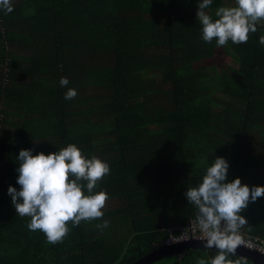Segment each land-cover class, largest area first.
<instances>
[{
    "label": "trees",
    "instance_id": "1",
    "mask_svg": "<svg viewBox=\"0 0 264 264\" xmlns=\"http://www.w3.org/2000/svg\"><path fill=\"white\" fill-rule=\"evenodd\" d=\"M12 3L0 10V264H133L196 219L185 193L216 157L228 181L264 186V20L247 43L220 47L202 40L199 0ZM221 6L235 0L205 11L216 19ZM68 144L108 163L93 192L109 199L102 218L69 221L51 244L7 189L21 187V149L47 155ZM240 215L245 233L264 239V197ZM199 252L217 255L188 249L152 263L196 264Z\"/></svg>",
    "mask_w": 264,
    "mask_h": 264
},
{
    "label": "clouds",
    "instance_id": "2",
    "mask_svg": "<svg viewBox=\"0 0 264 264\" xmlns=\"http://www.w3.org/2000/svg\"><path fill=\"white\" fill-rule=\"evenodd\" d=\"M211 4L212 0H199L196 11L205 43H211L214 38L220 47L229 40L233 44L247 43L249 34L257 31V23L264 20V0H235V6L218 7L214 13L216 19L205 11ZM0 10L5 14L13 12L12 0H0ZM259 42L264 44V36ZM59 83L67 87L69 80L62 77ZM77 94L76 89L67 88L64 98L71 100ZM17 160V183L21 187L17 190L9 185L11 203L18 215L31 218L27 227L42 231L49 243L62 241L70 230L69 221L76 226L81 221L103 217L102 209L109 196L105 191L94 193L93 190L109 174L107 162L96 156L86 158L75 144L47 155L43 152L33 155L31 149H21ZM228 167L224 158L216 157L199 186L188 188L185 193L188 202L198 210L196 220L203 233L204 247L217 251L211 261L198 258L196 264H233L228 257L235 255L242 244L239 229L247 224L240 213L249 201L264 197V186L250 188L239 178L228 181ZM107 226L106 220L98 225Z\"/></svg>",
    "mask_w": 264,
    "mask_h": 264
},
{
    "label": "built area",
    "instance_id": "3",
    "mask_svg": "<svg viewBox=\"0 0 264 264\" xmlns=\"http://www.w3.org/2000/svg\"><path fill=\"white\" fill-rule=\"evenodd\" d=\"M239 235L241 236L242 240V244L240 245L241 247L264 256V239L245 233L242 227L239 229ZM202 236L203 233L199 229L197 220L190 219L187 224L181 228L178 234L170 233L167 239L165 240V244L172 245L178 242H184L189 240L201 241L203 240Z\"/></svg>",
    "mask_w": 264,
    "mask_h": 264
},
{
    "label": "water",
    "instance_id": "4",
    "mask_svg": "<svg viewBox=\"0 0 264 264\" xmlns=\"http://www.w3.org/2000/svg\"><path fill=\"white\" fill-rule=\"evenodd\" d=\"M188 249H208L204 247L203 240H189V241H184V242H178L176 244L172 245H164L161 246L159 249L153 250L150 253L146 254L144 257L140 258L133 264H150L152 262H155L162 257H164L166 254H179L184 252L185 250ZM210 250H216L215 248L210 249ZM236 254L239 256H243L246 258H250L253 261L259 263V264H264V257L259 255L258 253L254 251H250L248 249H245L241 246H239L236 250Z\"/></svg>",
    "mask_w": 264,
    "mask_h": 264
},
{
    "label": "crops",
    "instance_id": "5",
    "mask_svg": "<svg viewBox=\"0 0 264 264\" xmlns=\"http://www.w3.org/2000/svg\"><path fill=\"white\" fill-rule=\"evenodd\" d=\"M212 251H216V250H212ZM217 252V251H216ZM183 254V253H182ZM181 254V255H182ZM196 255V257H195V261L197 262V259L198 258H203V259H207V255H206V257L204 256V257H202L201 255H200V252L197 254H195ZM229 257H231L232 258V262H233V264H235V262L236 261H240L241 262V264H259V263H257V262H255V261H253L252 259H250V258H246V257H243V256H239V255H237V254H235V255H232V256H229ZM190 258H194V256H191ZM158 262H156V263H150V264H157ZM159 264V263H158Z\"/></svg>",
    "mask_w": 264,
    "mask_h": 264
}]
</instances>
